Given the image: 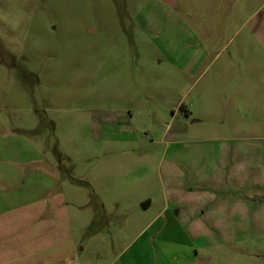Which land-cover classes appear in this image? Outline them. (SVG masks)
Segmentation results:
<instances>
[{
    "label": "rangeland",
    "instance_id": "374dc122",
    "mask_svg": "<svg viewBox=\"0 0 264 264\" xmlns=\"http://www.w3.org/2000/svg\"><path fill=\"white\" fill-rule=\"evenodd\" d=\"M173 3L0 0V261L264 264V0Z\"/></svg>",
    "mask_w": 264,
    "mask_h": 264
},
{
    "label": "crops",
    "instance_id": "0c3cea01",
    "mask_svg": "<svg viewBox=\"0 0 264 264\" xmlns=\"http://www.w3.org/2000/svg\"><path fill=\"white\" fill-rule=\"evenodd\" d=\"M22 209H26V211H24L23 213V216H24V218L27 220V222H21V221H19L18 220V218L15 220V222H14V224H13V228H15V233L16 234H21L22 233V235H23V233L25 232V230H26V232H28V237H27V239L26 238H24L23 240L22 239H18V243H16V245H17V249L19 250V248H20V245L19 244H21V242H22V246H23V248L24 249H22L21 250V248H20V250H21V252L19 253V254H17L16 256L15 255H13L10 259H8V261H6V262H4V261H0V264H33L34 262H33V259L35 258V256H36V253L38 254V255H40L39 254V251L38 252H36V250L34 249H32V248H30V241H32V243H34V242H36V233H35V225L37 224V222H36V217H37V214L35 213V210H36V208H35V206H34V203H29V204H27L24 208H22ZM1 215V214H0ZM39 215V214H38ZM22 220V219H21ZM4 222V221H3ZM43 222H45V221H43ZM1 223H2V221H0V226H1ZM42 225H44V223H41ZM21 225H25V228H23V227H19V226H21ZM3 226V225H2ZM0 231L2 232V229L0 228ZM29 232H32V235H31V238L29 237ZM25 236V235H24ZM0 238H2V237H0ZM4 238V237H3ZM6 239H7V237H6ZM71 239V238H70ZM3 244V243H2ZM21 246V247H22ZM19 250V251H20ZM51 252H53V253H55V254H57V255H62V251H52V250H50ZM42 252H43V250H42ZM64 252V251H63ZM201 264H206V261H203V262H201Z\"/></svg>",
    "mask_w": 264,
    "mask_h": 264
},
{
    "label": "water",
    "instance_id": "95a60500",
    "mask_svg": "<svg viewBox=\"0 0 264 264\" xmlns=\"http://www.w3.org/2000/svg\"><path fill=\"white\" fill-rule=\"evenodd\" d=\"M165 2H168L169 4H172L174 5L173 1L172 0H164Z\"/></svg>",
    "mask_w": 264,
    "mask_h": 264
},
{
    "label": "flooded vegetation",
    "instance_id": "af4514ba",
    "mask_svg": "<svg viewBox=\"0 0 264 264\" xmlns=\"http://www.w3.org/2000/svg\"><path fill=\"white\" fill-rule=\"evenodd\" d=\"M174 1V0H173Z\"/></svg>",
    "mask_w": 264,
    "mask_h": 264
}]
</instances>
